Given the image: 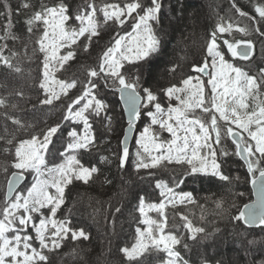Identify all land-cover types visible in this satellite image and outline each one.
Instances as JSON below:
<instances>
[{"label": "snow or ice", "instance_id": "obj_1", "mask_svg": "<svg viewBox=\"0 0 264 264\" xmlns=\"http://www.w3.org/2000/svg\"><path fill=\"white\" fill-rule=\"evenodd\" d=\"M250 2L256 14L254 16L243 11L235 2L232 6L241 17L252 22L251 31L264 37V31L259 27L264 23V3L257 0ZM3 7L8 13V24L4 26L0 41H15L18 37L11 31V10L6 0ZM21 7L27 9L31 5L24 3ZM163 8L162 0H126L123 4L103 3L99 8L94 0H87L86 6L74 16V20L79 22L78 27H69L73 17L68 14L69 9L65 3L60 2L51 7L42 5L40 10L35 11L25 21L29 33L43 25L42 34L35 41L39 52L43 53V80L39 87L44 90L45 97L40 100V104L53 105L54 101H60L62 96L67 97L69 90L76 87V80H50L53 73L63 68L75 56L74 50L58 54L62 48H71L81 36L88 41L98 37L101 34V22L98 18L100 14L105 25L111 21L119 28H123L128 18L132 17V33L135 35L126 33L125 36L130 37L126 43L125 36H121L115 39L113 46L102 52L98 69L88 70V80L83 86L82 94L66 105L62 121L77 124L82 122L83 131L80 133L73 128L67 132V136L72 139L65 152L90 151L97 146L89 117H99L102 112H107L110 105L98 98V94L102 87L111 88L120 93V98L132 117L128 121L129 129L134 127L135 120L142 115L141 110L148 109L146 115L151 118V125H158L172 136L169 141L157 142L159 133L153 131L151 125L143 129L136 141L142 149V152L137 151L135 154L134 168L137 172L140 169H157L174 164L183 169L181 176L173 181L176 188L184 183L185 176L214 177L230 183L233 178L225 173V166L233 156H237L244 161L248 173L253 176L251 182L257 189V200L246 204L238 215L231 216L230 219L241 222L247 228H259L264 233V68H260L254 76L227 59V54L230 53L231 57L242 61L253 60L254 42L251 39L234 42L224 39L223 45L227 47L225 53L223 46L217 43V34H231L234 26L217 25L206 44L207 57H211V62L205 57L201 66L194 65L195 71L208 76L207 81L196 77V83H193L194 78L188 77L181 81L182 87L173 84L154 91L152 86H145L143 72L150 58L159 55L162 50L157 29L162 28ZM133 13L136 14L134 17ZM4 15V12H0V17ZM236 30L244 36L250 34L248 27H237ZM7 48V43L0 45V64L18 73L21 69L12 63L9 56L4 55ZM84 50L88 51L87 44L84 45ZM11 55L15 57L17 53L12 52ZM125 62L132 67V71L125 67ZM50 83L58 86V90L50 87ZM208 87L210 93L206 95ZM161 92L169 100L175 98L179 103L176 106L170 104L165 110L159 102ZM16 94L22 95L20 92ZM5 104V100L0 98V107ZM196 109L205 116L196 115ZM8 118L23 127L19 120ZM105 119L108 121L105 127L110 130L112 118L106 116ZM60 129V124L49 126L42 134H32L30 139L19 141L15 148L14 159L10 162V167L15 171L8 178L4 207L0 209V264H49L46 252L60 249L64 240L70 238L76 241L81 237L84 240L89 239L83 229H73L69 220L56 217L65 203L66 187L74 180L89 183L99 169L96 166H83L75 154L68 156L65 163L48 165L46 156L50 153L49 146L54 144L53 138ZM225 138L231 140L234 150H230ZM6 143L12 144L13 140L9 139ZM129 154V149L123 147L122 153L117 157L119 168H125ZM60 155L63 156L64 152ZM101 160L106 161L107 157H101ZM4 171L7 172L8 168L5 167ZM33 172L36 174L35 182L26 192L16 187L26 180V174ZM149 175L153 173L149 172ZM156 187L161 190L160 195L165 200L159 204H149L147 208L157 211L162 219L157 221L145 218L142 222L148 227L143 230L138 227L135 243L131 247L121 248L120 252L127 264H146L147 257L154 252L167 254L162 264H191L177 248L182 245L185 250H189V245L182 243L181 237L165 233L167 217L164 210L168 204L174 207L177 203H196L193 194L176 192L168 183L162 181H157ZM222 204L223 200L215 201L216 208L221 211ZM137 210L142 216L145 215L143 196L139 197ZM115 211L120 212V208ZM181 218L187 221V217ZM184 227L188 230L187 239L193 242L212 236L204 227H194L190 221ZM238 235L247 239L248 233L242 231ZM247 245L248 248L244 249L246 264H264V247H257L264 245V239H247ZM253 248L258 255L251 251ZM201 264L211 262L202 258ZM216 264L225 262L217 260Z\"/></svg>", "mask_w": 264, "mask_h": 264}, {"label": "trees", "instance_id": "obj_2", "mask_svg": "<svg viewBox=\"0 0 264 264\" xmlns=\"http://www.w3.org/2000/svg\"><path fill=\"white\" fill-rule=\"evenodd\" d=\"M123 1L126 2V0H94V3L99 8L103 3ZM6 2L11 10V31L18 39L0 41V45L7 43L8 48L5 49L4 55L9 56L12 63L21 71L17 73L0 64V98L6 102L4 107H0V137H3L0 139V209L4 207L3 188L13 171L10 162L14 159L15 148L19 141L30 139L32 134H42L49 126L61 125L60 131L54 138L66 139L62 149L64 155H60L65 158V162L68 156L75 154L83 166H96L99 169L93 174V179L89 183L74 180L66 187L65 203L58 210L56 217L69 220L73 229H83L89 239L84 240L81 237L76 241L70 238L64 240L60 249L46 252L49 256V264H127L120 249L131 247L135 243L136 229L138 227L141 229L143 217L157 221L162 219L155 210L147 211L144 216L137 210L140 196L144 197L146 208L147 205L159 204L162 200L161 190L156 187L157 181L168 183L177 191L191 192L196 201L194 204L166 207L164 210L167 217L165 233L181 237L182 243L189 245V250H185L182 245L177 246L185 259L190 260L191 264H201L202 258H206L211 264H216L217 260H224L225 264H246L244 249L248 248L247 239L254 237L257 240L264 239V233L259 228L247 229L241 222L230 219L231 216L238 215L241 207L251 200L249 185L253 176L248 173L239 157L233 156L225 166V173L233 178L230 183L219 181L214 177L185 176L184 183L180 184L179 188L173 184L183 172L178 165L141 169L137 172L134 171V160L130 154V161L126 162L125 168H119L117 157L122 153L119 133L123 118L121 114L117 118H112V111L118 108L117 93L111 88L103 87L98 98L103 99L110 107L99 117L94 115L89 117L97 146L90 151L65 152L72 139L67 136V132L74 128L71 121H62L66 105L82 94L83 86L88 80V70L98 69L102 52L107 47L113 46L115 39L132 31L134 23L132 17L123 28H118L112 22L105 25L100 14L98 18L101 22V34L98 37L88 41L81 36L71 48H63L60 54L74 50L75 56L63 68L53 73L50 80L52 78L65 82L76 80V87L69 90L67 97L62 96L60 101H54L53 105H41L40 100L45 97L44 90L39 87L43 80V55L39 52L35 41L42 34L43 25H39L33 33H29L25 21L35 11L40 10L42 5L51 7L63 2L68 6V14L73 17L69 27H78L79 22L74 20V16L86 6L87 0H6ZM234 2L249 15H256L250 0H162L163 24L162 28L157 29L162 41V50L159 55L150 58L149 63L144 66L145 86H152L154 91H158L173 84L178 86L183 79L193 75L194 65L204 63L206 44L217 25L234 26L231 34L227 32L217 34V43L223 46L224 52H227V47L223 45L224 39L232 42L251 39L254 42L255 58L240 65L251 75H257V69L264 66V54H262L264 37L251 31L252 22L236 12L232 6ZM257 2L264 3V0ZM4 3L5 0H0V12L5 13L0 17V35L4 34V26L8 24V13L3 7ZM24 3H29L31 7L27 9L21 7ZM135 15L133 13V17ZM237 27H248L250 34L244 36L236 30ZM259 27L264 31V23ZM85 44L88 45V51L84 50ZM12 52L17 55L12 57ZM236 63L234 61V64ZM129 71H132L131 66ZM49 86L58 90L56 85L50 83ZM17 92L22 95H17ZM159 98H161L160 94ZM118 112H121L120 109ZM195 114L205 116L200 110H195ZM106 116L112 118L110 130L105 127L108 124ZM8 117L19 120L23 127L14 124ZM152 129L159 133L161 141H167L169 136L166 137V131L160 129L157 131L155 127ZM9 139L13 140L12 144L6 143ZM225 143L230 150H234L235 146L232 145L231 140L225 138ZM5 149L8 151L6 152ZM113 155H116V159L110 161ZM101 157H107V160L102 161ZM5 167L8 168L7 172L4 171ZM149 172L153 175H149ZM241 193L243 195H240ZM217 200H223V211L216 208ZM116 208H120V212L117 213ZM218 212L220 214H216ZM181 217H187V221H190L194 227H204L206 232L212 233V236L195 242L188 240V230L184 227L187 221ZM242 231L248 233L247 239L238 235ZM251 251L258 255L255 248ZM166 257L167 254L164 252H154L147 257L146 264H162Z\"/></svg>", "mask_w": 264, "mask_h": 264}, {"label": "rangeland", "instance_id": "obj_3", "mask_svg": "<svg viewBox=\"0 0 264 264\" xmlns=\"http://www.w3.org/2000/svg\"><path fill=\"white\" fill-rule=\"evenodd\" d=\"M123 3H125L124 1L122 2V3H120V4H123ZM129 19H130V17L128 18V21H126V23H128L129 22ZM109 22H111V21H109ZM119 28V27H118ZM239 32V31H238ZM133 35H135V33H132ZM128 39H130V37H128L124 42L126 43L127 41H128ZM63 49V48H62ZM61 49V50H62ZM61 50H60V52H61ZM225 53H227V52H225ZM58 54H60V53H58ZM42 55H43V53H42ZM205 57H207V52H206V55H205ZM208 58V62L210 63L211 62V57H207ZM227 59L229 60V62L230 63H233L234 64V61H236L237 63L236 64H234V65H236V66H239V67H241L242 68V66L240 65L242 62H241V60H239L238 58H233V57H231V54L230 53H228L227 54ZM125 67L126 68H128V70H129V67H130V65H127V63L125 62ZM261 68H264V66L263 67H261ZM259 69L260 68H258L257 69V73L259 72ZM245 71H247L246 69H244ZM195 74V73H194ZM191 75L190 77H193L194 79H193V83H196V77H199L201 80H203V81H207V79H208V76L207 77H203L202 75H200V74H198V75ZM183 85H182V83H180V85H178L177 87H182ZM210 93V87H208L207 89H206V95H208ZM160 94V96H161V98H159V102L161 103V105H162V107L165 109V110H167V108H168V106L171 104L172 106H176L179 102L175 99V98H173V99H171V100H169L166 96H164L163 95V93L161 92V93H159ZM104 96V95H103ZM104 98H105V96H104ZM107 98V97H106ZM118 109H120V107H119V103H118V108L117 109H114L113 111H112V113H111V115H112V118L114 119V117L115 118H117L120 114H121V116H122V118H123V115H122V112H118ZM152 111H155V109L154 108H152L151 109ZM196 110H199V109H196ZM120 111H121V109H120ZM142 111V115L140 116V118L138 119V121H139V124H138V126H137V132H136V135H135V138H134V142L132 143V145H131V147H130V149H129V153L130 154H132V159L135 161L136 160V156H135V154H136V152L137 151H141L142 152V149H141V146L140 145H138L137 143H136V141H137V139H139L140 138V135H141V133L143 132V129L146 127V126H149V125H151V118L150 117H148L147 115H146V112L148 111V109H142L141 110ZM86 115H87V113H86ZM71 123L73 124V127L77 130V132H80V133H82V131H83V123L81 122V123H73L72 121H71ZM122 127H121V130H120V133L119 134H121V137H120V140H121V138H122V134H123V130H124V127H125V122H124V118H123V122H122ZM151 127H155V130L157 129V131H159V126L158 125H151ZM234 127V126H233ZM161 130V129H160ZM166 137H168L167 138V141H169V140H171L172 139V136H171V134L170 133H168L167 131H166ZM54 139V144H52V145H50L49 147H50V153H48L47 154V156H46V158H47V163H48V165L49 166H52V165H58V164H61V163H65V158L64 157H61L60 156V153L62 152V149H63V146H64V143L66 142V139L65 138H61V137H57V138H53ZM157 142H161V140H160V136H159V140L157 141ZM130 156H129V158H130ZM129 158H128V160L127 161H130L129 160ZM116 159V155H113L112 157H110V161L111 160H115ZM141 170V169H140ZM139 170V171H140ZM144 170H149V169H144ZM13 171H15V169H13ZM134 171H136V169H134ZM27 175V177H28V179H27V182H26V184L22 187V189H24L25 190V192H26V189L28 188V187H30L31 186V184L32 183H34L35 182V177H36V174L33 172V173H30V174H26ZM110 178H111V176H109ZM83 182V181H82ZM84 183V182H83ZM4 190H3V194H2V196H3V199H4V193H5V186H4V188H3ZM54 190V189H53ZM176 192H181V191H177V190H175ZM183 192H189V191H183ZM162 200H165V197H163L162 198ZM161 200V201H162ZM160 201V202H161ZM159 202V203H160ZM182 204H188L187 202H185V203H177L174 207H176V206H178V205H182ZM166 207H173L171 204H168ZM147 211H149V209L148 208H146L145 207V214L147 213ZM151 211H154V210H151ZM145 218L143 217V220H144ZM148 227V225L147 224H145V223H143L142 222V227H141V230H143V229H145V228H147ZM29 231L31 232V228H29ZM33 235H34V233H32ZM236 246H238L237 244H236ZM238 247H240V246H238ZM167 258V257H166Z\"/></svg>", "mask_w": 264, "mask_h": 264}, {"label": "water", "instance_id": "obj_4", "mask_svg": "<svg viewBox=\"0 0 264 264\" xmlns=\"http://www.w3.org/2000/svg\"><path fill=\"white\" fill-rule=\"evenodd\" d=\"M254 55H255V52H254ZM197 72V71H195ZM199 73V72H197ZM201 74V73H200ZM203 77H207L206 75H203L201 74ZM117 93V99H118V103H119V107L121 109V112H122V115H123V118H124V122H125V127H124V130H123V134H122V138L120 140V148L122 149L123 147H127L128 149H130L132 143L134 142V138H135V135H136V132H137V126L139 124V121L138 119L135 120V124H134V127L129 129L128 128V121L129 119H131L132 117L129 115V112L126 110L127 106L125 104V102L123 100H121L120 98V93L116 92ZM123 142V143H122ZM240 159V158H239ZM240 161L244 164V161L240 159ZM246 170H247V167L246 165L244 164ZM248 171V170H247ZM12 173V172H11ZM11 173L10 175L8 176V178L11 176ZM8 178H7V181H6V184H5V193L7 192V182H8ZM27 175H26V180L24 181H21L19 185H17L16 187L18 188H22L25 183L27 182ZM252 181V180H251ZM250 181V185H249V189H250V192H251V200L250 202L246 203V204H252L253 201L257 200V195H256V187L252 184V182ZM5 193H4V196H5ZM245 204V205H246ZM243 205L240 209L243 210L244 209V206ZM244 226V225H243ZM245 228H247L246 226H244ZM247 229H256V228H247Z\"/></svg>", "mask_w": 264, "mask_h": 264}, {"label": "flooded vegetation", "instance_id": "obj_5", "mask_svg": "<svg viewBox=\"0 0 264 264\" xmlns=\"http://www.w3.org/2000/svg\"><path fill=\"white\" fill-rule=\"evenodd\" d=\"M254 51H255V47H254ZM207 60H208V58H207ZM204 62H205V59H204ZM241 62H243V61H241ZM202 64H200V65H198V66H201Z\"/></svg>", "mask_w": 264, "mask_h": 264}]
</instances>
